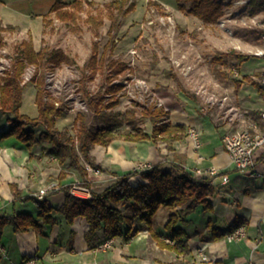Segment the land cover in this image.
I'll return each instance as SVG.
<instances>
[{
  "label": "rangeland",
  "instance_id": "1",
  "mask_svg": "<svg viewBox=\"0 0 264 264\" xmlns=\"http://www.w3.org/2000/svg\"><path fill=\"white\" fill-rule=\"evenodd\" d=\"M54 1L0 0V26H15L1 31L4 44L0 48V75L11 67L17 55L15 46L29 37L36 50L61 48L74 60L72 64L53 68L26 66L22 73L24 91L20 113L30 118L37 115L36 88L31 78L43 77L44 87L58 100L56 103L64 106L65 115L56 122L58 128L67 127L73 134V119L79 111L86 113L89 124H98L84 100V88L92 93L104 92L107 83L99 72L84 82L82 74L84 70L88 72L85 64L92 41H98L100 54L109 37L115 34L117 42L110 58L129 66L114 79L123 84L118 93L120 102L114 107L123 117L128 110L130 118L139 117L138 103H156L171 92H178L188 98L197 116L205 113L229 123L231 131L227 133L255 123L260 125L262 109L256 106L262 103L261 93L253 82L264 86V55H256L257 51H264V11L252 14L249 0H221L224 14L214 23H205L178 10L176 0H133L135 7L126 16L115 12L116 23L120 24L116 33L114 30L108 33L111 20L107 4L112 0H91V5L85 4L75 29L49 12ZM98 11L103 21L95 36L94 28L83 20L89 12ZM258 59L260 63L256 65ZM243 76L246 78L236 86L235 79L242 80ZM247 87L254 88V93L244 97L252 109L238 96ZM131 124L125 122L122 128L127 129ZM139 124L145 130L151 126L145 120ZM35 131L38 133L39 129Z\"/></svg>",
  "mask_w": 264,
  "mask_h": 264
},
{
  "label": "crops",
  "instance_id": "2",
  "mask_svg": "<svg viewBox=\"0 0 264 264\" xmlns=\"http://www.w3.org/2000/svg\"><path fill=\"white\" fill-rule=\"evenodd\" d=\"M255 63L259 65V59ZM248 87L240 90L238 96L245 106L252 109L249 101L244 100L248 93H254V86ZM263 96L260 95L262 103L256 109L264 108ZM156 105L168 111L167 119L171 124H183L187 131L190 127L198 128L200 147L194 148L187 131L184 138L173 142L172 150H167L162 141L154 144L150 140L130 141L117 137L108 145L95 144L91 148L93 164L100 173L94 174L86 169L84 176L76 168L60 165L54 157L44 154L41 147L47 143L27 146L14 135H4L10 123L6 116L0 117V215L14 211L37 215L39 211L32 200L16 198L12 184L20 192V198L34 196L40 188L54 184V188L48 189V204L57 208L65 199L60 186L70 185L73 194L88 198L92 193L102 192L118 176L130 171L133 174L129 181L136 185L146 181L141 176L144 171L141 164L153 166L164 163L165 166L175 165L188 171L194 167L204 170L215 167L224 172L228 180L223 182L221 176L215 177L212 181L214 191L208 197L211 208L198 206L186 216L187 222L182 224V228L186 234L187 252L159 247L149 232V226L141 220L135 222L137 229L129 239L117 236L112 239L110 248L92 249L84 238L85 220L76 218L73 224L68 225L53 209L51 213L56 221L45 224L42 231L14 232L10 225L4 226L0 234V264H83L91 260L98 264H264V148L257 151L255 159L257 170L262 175L249 176L235 168L224 149L222 136L231 131L229 123L220 122L205 113L197 116L188 98L178 92H171ZM145 121L151 126L144 130L150 133L152 123L149 119ZM61 170L66 172L62 179L58 177ZM74 185L77 187L73 188ZM176 209L175 206H160L152 217L151 229L169 243L174 240L165 224ZM236 218L242 220L241 225L245 228L242 238L212 237L209 221L217 227L228 228ZM200 245L205 246L203 255L198 251Z\"/></svg>",
  "mask_w": 264,
  "mask_h": 264
},
{
  "label": "trees",
  "instance_id": "3",
  "mask_svg": "<svg viewBox=\"0 0 264 264\" xmlns=\"http://www.w3.org/2000/svg\"><path fill=\"white\" fill-rule=\"evenodd\" d=\"M128 1L112 0L107 4L108 17L111 20L108 33L111 30L116 33L119 28L115 12L126 16L135 7L133 0ZM92 3L91 0H73L71 3L55 0L49 12L54 14L55 19L70 23L72 29H75L85 4ZM176 5L178 10L192 14L205 23H214L224 14V4L221 0H176ZM248 6L252 14L264 11V0H249ZM83 21L94 28V34L97 36L98 27L103 21L102 13L89 12ZM13 27L15 26H0V48L4 44L1 31ZM116 42L115 34L111 35L99 54L98 41L95 39L92 41L91 53L85 64L88 72L83 71L82 82L93 79L99 72L107 86L104 92L96 93L84 88V100L94 119L99 123L89 124L86 113L79 111L73 119V134L67 127L58 128L56 125L57 119L65 115L64 106L62 103H56L58 100L44 87L43 77L31 78L36 88L34 101L37 115L30 118L20 113L24 91L22 83L24 68L28 65H33L36 69L42 65L53 68L61 64H72L73 58L61 48L36 50L31 37L19 42L15 46L17 55L11 67L0 75V116H6L10 123L4 135H14L27 146L46 142L47 144H42L41 147L44 154L54 157L60 165L67 164L76 168L82 176L87 174L84 162L94 165L90 155L91 148L95 144L108 145L117 137L130 141L150 140L154 144L162 141L165 142L167 150H172L173 142L184 138L187 129L183 124H171L167 119L168 111L163 106L156 103H138L140 116H131L132 118L128 116L131 112L129 110L124 117L120 110H114L120 102L121 94L118 93L123 88V84L115 82L114 79L129 69L125 62L110 58ZM240 59L245 60L244 57ZM221 61L225 63L224 60ZM245 78L246 76H243L242 80L235 79L236 86L239 87ZM253 85L264 95V86L256 82H253ZM147 119L152 123L150 133L139 124ZM125 122L132 123L131 127L123 129L122 125ZM37 128L38 133L35 131ZM132 174L133 171H130L118 176L117 180L102 192L92 193L88 198L73 194L70 185L60 186L65 199L57 208L48 204L49 192H45L42 198L35 195L20 198V192L12 184L14 196L23 201L32 200L39 211L37 215L25 211L0 215V234L5 225H10L14 232L29 229L42 231L45 224L56 221L51 213L55 209L68 225L73 224L76 218L85 220L87 229L84 238L88 247L92 249L117 236L129 239L137 229L135 222L141 220L149 226V232L159 247L187 252L186 234L182 224L187 222L186 216L198 206L203 209L211 208L208 201V197L214 191L211 178L196 176L192 171L175 165L165 166L164 163L155 164L141 172L146 181L136 185L129 181ZM65 175L66 172L61 170L58 177L62 179ZM160 206L177 207L176 212L169 216L165 224L170 238L174 240L173 243L167 242L162 235L151 229L152 217ZM241 224L242 220L236 218L228 228H220L209 221L208 229L214 239H220Z\"/></svg>",
  "mask_w": 264,
  "mask_h": 264
},
{
  "label": "built area",
  "instance_id": "4",
  "mask_svg": "<svg viewBox=\"0 0 264 264\" xmlns=\"http://www.w3.org/2000/svg\"><path fill=\"white\" fill-rule=\"evenodd\" d=\"M256 55H264V51H257ZM264 75V73H263ZM260 120L261 126H258L256 123L252 124L249 128H245L242 130H238L231 133H226L222 136V143L224 146L225 151L228 153L231 162L238 170H241L248 174L249 176L256 177L261 176L262 174L257 170L256 167V153L259 149L264 148V108L260 112ZM188 138L191 144L194 146L195 149L199 148L201 145L200 139V131L196 127H190L187 131ZM151 167L149 164H141L140 168L143 170L148 169ZM86 168L91 172L100 173V169L96 166H92L90 164H86ZM192 172L196 176H208L213 179L217 176H221L222 181L226 182L228 180V176L224 173H221L215 167H210L206 170L200 167H194ZM264 176V175H263ZM49 187L40 188L36 193L35 196L38 198H42L44 193L49 189ZM77 186L74 185L73 188ZM244 225L237 226L233 231L228 233L226 238L228 240H238L242 238L245 234ZM112 246V239L106 240L100 243L97 248L95 249H107ZM205 250L204 245H200L198 251L201 255ZM83 264H98L97 261L91 260L84 262ZM113 264H126V263H113Z\"/></svg>",
  "mask_w": 264,
  "mask_h": 264
}]
</instances>
